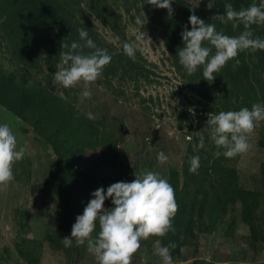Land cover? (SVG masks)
<instances>
[{
    "label": "rangeland",
    "instance_id": "rangeland-1",
    "mask_svg": "<svg viewBox=\"0 0 264 264\" xmlns=\"http://www.w3.org/2000/svg\"><path fill=\"white\" fill-rule=\"evenodd\" d=\"M90 1L79 0L80 8L73 9L72 24L93 33L103 48L116 54L123 51L125 42L133 43L136 47L135 59L130 60L126 54L121 57L124 66L125 63L129 64L132 77L121 82V73H117V77L112 79L111 89L103 69L102 77L88 86L87 90L92 92L90 99L82 97L86 90L83 82L64 88L55 81L54 74L61 57L53 56L50 49H43L39 51L43 66L27 70L19 65L20 59L10 53L0 31V64L5 67L2 75L14 76L11 73L17 72L20 66L22 74L26 75L24 78L29 80V87L66 98L83 113L91 128L90 142L85 150L87 160H90L85 169L88 172L86 182L89 191L82 199L75 200V204L70 205V213L64 215L60 212V199L49 185L50 164L56 160L55 150L26 121L0 105V124H9L16 135L18 148L26 149L24 158L13 166L14 180L6 187L0 186V264H98L94 255L88 252L87 242L77 246L73 241L72 247H65L62 240L65 236H71L77 216L83 215L85 207L94 198L92 193L106 181L121 179L131 182L136 178L135 173L139 175L144 170L159 172L169 181L171 166L182 169L193 156L200 157V168L211 169L207 175L198 171L199 179L203 181L200 185L206 192L214 190L212 205H220L219 199L224 200L226 207H221L225 209L221 217L227 226L217 224L218 221L211 227L207 206V212L200 213L199 208L194 210L191 228H186V211L191 201H202L206 195L205 192L194 190L197 187L193 184L190 193L182 198V204L187 208L183 207L174 217V222L178 224L176 244L179 248L171 250V253L175 252L172 255L173 264H264V244H251L248 236L250 232L243 221L241 201L225 194V189L217 182V178L224 173L230 176L226 183L230 180L232 184L236 176L243 190H262L264 149L259 145L261 121L249 137L251 148L247 153L234 158H226L223 154L217 157L215 153L218 149L204 121L209 115H200L192 106L187 109L186 99L190 93L167 48L164 31L168 26L163 24L165 18L159 24H152L149 19L151 16L143 10L141 3L134 5V1L131 4L130 0H105L116 15L120 14L117 21L111 17L112 22H117V31H113L90 9ZM137 19L142 23L138 24ZM252 56L253 61L259 64V55ZM115 59L118 61L117 56ZM251 67L254 68L253 65ZM21 78L22 75H19L13 79ZM237 99L231 102L232 109L242 107L243 97ZM217 100L220 101V98ZM215 107L218 109L213 115L224 112L221 105ZM186 110L190 117L179 122V115ZM89 113L94 118H89ZM179 123L184 124L182 129ZM108 139L109 145L106 142ZM201 140L203 147L199 146ZM103 147L107 150H102ZM101 151L109 152L110 163H100L95 168ZM161 151L169 157L163 165L157 160V154ZM219 151L223 153L224 149ZM214 159L218 160V165L211 166ZM212 183L214 189L210 188ZM259 204L253 212L254 224L259 234L263 235L264 212L263 205ZM111 207L114 205L105 204V208ZM57 215H64V220ZM99 231L97 221L93 239L98 238ZM163 238L152 236L142 240L132 264H163L162 259L155 254L154 247L157 240L164 246ZM27 254L29 259L26 258Z\"/></svg>",
    "mask_w": 264,
    "mask_h": 264
},
{
    "label": "trees",
    "instance_id": "trees-1",
    "mask_svg": "<svg viewBox=\"0 0 264 264\" xmlns=\"http://www.w3.org/2000/svg\"><path fill=\"white\" fill-rule=\"evenodd\" d=\"M106 1L92 0L89 2V7L103 19L107 26L113 31H117V22H112L111 17L113 16L117 21L120 18V14L117 13L116 15ZM125 1L128 2L129 0ZM130 1L131 4L134 1V5L141 3L143 10L151 16L149 19L152 24L157 22L159 24L161 19L165 18L163 24L168 26L164 31L167 48L174 59V65L181 74L185 86L189 89L188 93H190V96H187L188 99H186L187 109L192 106L195 107L194 109L200 115H213L218 109L215 107L216 105H221L224 107V112H227L239 111L244 107L251 109L252 105L257 103L264 104V50L255 52H251V50L241 51L237 57L239 65L234 67L236 61L230 60L220 72L214 74L216 78L210 82L204 79L202 66L194 74L188 75L185 68L180 64L178 56L179 49L184 47L181 33L185 26L188 27V30H191L192 26L189 22V17L193 14V11L206 23H214L217 31L223 32L230 37H237L245 30L242 23H234L232 21L223 23L220 19L214 20V17L225 15V5L228 3L232 4L234 10L239 11L248 8L253 3L259 5L261 0H213L215 6L211 10L207 8L209 0H173L172 8L174 12L171 16H169L167 9H160L150 5L147 0ZM79 5V0H0V31L8 43L7 47L10 53L20 59V66L23 65L27 70L39 69L44 62L39 57V51L50 49L53 56L61 57L59 55L60 52L71 50L72 42L84 44V41L79 37V30L82 27H75V24L73 25L71 21L74 10L80 8ZM250 30L253 32L254 37L264 39V25H252ZM89 38L99 48L106 49L96 40L93 33L89 32ZM122 38L124 39V36ZM63 44L68 45V48H62ZM93 51L94 49L83 48V54H89ZM107 51L112 56V60L110 64L105 66L104 73L106 79L110 81L109 87L113 89L111 82L113 78L117 77V73H121L119 80L123 82L128 77H132V74H130L132 70L129 68V64L125 63L126 66L123 65L121 57L125 54L124 50L119 54L114 53L112 50ZM214 53L215 49L213 48L212 54ZM252 54L259 55V64L253 61ZM48 56L49 52L46 53V57ZM116 56L118 61L115 59ZM129 59L131 60V58ZM20 66H18L17 72L11 73L14 76L4 77L2 73L5 67L0 64V105L26 121L33 131L40 135L41 139L55 150L56 160H53L50 164L49 185H51L58 200L60 199V212L68 215L71 211L70 205H74L75 200L82 199L89 191L88 183L86 182L88 172L85 169L88 167L90 160H87L85 150L90 142V124L83 113L70 104L66 98H60L56 94L33 86L29 87V80L24 78L26 75L22 74L21 71L23 69H19ZM19 75H22L23 78L13 79L14 77L18 78ZM241 97L244 99L242 107H233L234 109H232L231 102H234L235 98L239 99ZM218 98H220V101L217 100ZM186 117H190L188 110L179 115V122L185 121ZM197 117L200 119L198 114ZM207 120L208 118L204 119L205 122ZM179 124L181 126L180 129H182L184 124ZM259 129V145L264 149V121H261ZM106 142L107 145L110 144L109 139ZM105 149L107 150L106 147L102 148V150ZM114 149H116L115 145ZM99 155L100 157L95 162V168L100 163H110L109 159L111 158H109L108 151H101ZM217 163L218 160L215 161L214 159L211 166L218 165ZM203 164L206 167L205 163ZM189 166L190 159L189 164L187 163L185 167H182L183 170L174 166H171L169 170V183L175 189L179 212L187 208V206L182 204V198L187 193H190L189 190L193 184L197 187L194 190L206 193L202 201L196 202V199L191 201L186 211V228H191L190 223L194 216V210L199 208L200 213L207 212V206L211 218V227H214L213 224L218 221L217 224H225L227 226L226 221L221 217L223 215L222 211H225L221 207H226L224 200L219 199L220 205L217 203L212 205L211 195L214 190L211 193L203 190V185H200L201 181L199 179L200 176L197 174L198 172L196 174L190 173L188 171ZM204 169L199 168L198 171L203 172L202 175L209 174L211 169L209 171L207 170L208 167L206 170ZM261 172L263 181L260 192L243 190L236 176L233 178L234 185L230 183V180L226 183L230 176L224 173L217 178V182L222 185L221 188L225 189V194L232 196L233 200L241 201L243 221L250 232L248 236L253 245L264 244V234H259V229L254 224L253 216L255 208L260 205L259 202L263 205L262 210L264 212V163L261 164ZM121 181L123 180L106 181L102 184V187L106 190L107 187L112 185L111 183L114 184ZM210 188L214 189V183L211 184ZM105 204L113 205L110 199L106 200ZM64 215L57 216L64 220ZM176 223L173 218L174 230H169L164 236L163 244L164 246H169L171 243H175V248L178 249L179 247L176 244L178 241L176 238L178 224ZM229 227L227 230H229ZM174 253L172 252L171 255H174ZM26 258L29 259L28 254Z\"/></svg>",
    "mask_w": 264,
    "mask_h": 264
},
{
    "label": "clouds",
    "instance_id": "clouds-1",
    "mask_svg": "<svg viewBox=\"0 0 264 264\" xmlns=\"http://www.w3.org/2000/svg\"><path fill=\"white\" fill-rule=\"evenodd\" d=\"M173 0H147V3L160 9H167L169 16L174 12ZM209 0L207 8L214 7ZM225 15H217L223 23L232 21L242 23L245 30L237 37H230L216 29L214 23H206L195 12L189 17L191 30L185 26L181 33L184 47L179 49L180 64L188 75L194 74L203 67L204 79L214 81L215 73L220 72L230 60L239 65L237 59L241 51L264 50V39L254 37L250 30L252 25H264V0L259 5L253 3L246 9L236 11L232 4L225 5ZM6 19V18H5ZM137 23H142L137 19ZM79 37L84 44L72 42L71 50L60 52L61 63L54 74L56 82L64 88H71L83 82L86 89L83 98L90 99L92 92L87 90L90 84L102 77L103 69L110 64L112 56L107 49L99 48L89 38V32L81 28ZM62 48H68L63 44ZM83 48L94 49L89 54H83ZM213 48L215 53H213ZM80 51H76V50ZM125 54L135 59L136 47L133 43L123 44ZM89 118H94L92 113ZM264 121V104H253L251 109L244 107L239 111L209 114L207 127L210 138L217 147L215 155L223 154L226 158L247 153L251 145L249 137L254 132L257 123ZM203 147V140L200 142ZM224 149L223 153L219 149ZM26 153L24 147L18 148V141L11 126L0 124V186H7L14 180L13 166L21 161ZM159 164H166L169 157L163 152L157 154ZM200 157L190 158L189 172L196 174L200 168ZM131 182H116L105 190L100 187L92 193L94 197L84 209L83 215L76 218L72 226L71 236L62 238L65 247L77 246L87 242V250L94 255L98 264H132L134 254L141 248V241L152 236L163 237L173 228V218L179 210L175 197V189L159 172L144 170L139 175L135 173ZM111 200L114 207L105 208V201ZM99 224L98 238L92 234ZM155 254L163 264H173L171 250L175 243L161 246L155 242Z\"/></svg>",
    "mask_w": 264,
    "mask_h": 264
}]
</instances>
